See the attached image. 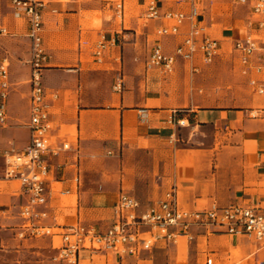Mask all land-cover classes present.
Masks as SVG:
<instances>
[{
	"label": "crops",
	"instance_id": "0c3cea01",
	"mask_svg": "<svg viewBox=\"0 0 264 264\" xmlns=\"http://www.w3.org/2000/svg\"><path fill=\"white\" fill-rule=\"evenodd\" d=\"M48 1L43 46L48 14H55L53 5L61 3ZM147 1L136 0L144 8ZM204 2H198L203 24L221 46L220 56L211 64L231 59L233 71L247 83L232 53L233 42L240 40L234 28L236 19L213 15V6L204 7ZM4 5L8 8L5 0ZM159 8L188 12L182 4L171 11H165L164 4ZM153 22L156 28L158 23ZM0 25L6 27L4 18ZM11 25L26 31L23 21L22 28L16 21ZM186 30L183 27L180 36L164 44L161 40L165 53L173 51ZM249 33L252 29L248 27ZM151 48L110 44L96 56V45L44 47L47 61L41 74L52 134L73 145L76 142L80 149L78 158L66 152L54 159L61 166L51 172V186L69 192L52 194L51 213L58 224L83 223L103 231L112 222L113 206L121 192L145 207L172 185L185 209L238 202L258 206L264 214V95L251 90L245 103L237 107L206 105L195 75L208 65L196 57L193 65L198 71L192 73L189 64L179 60L173 74L166 76L146 68ZM19 63L12 60L8 70V120L0 129V227L19 224L23 203L19 183L3 179L5 154L22 150L29 139V65ZM118 81L120 90L115 88ZM64 127H74L75 135ZM71 198L73 203H64ZM192 234V241L181 237L175 244H159L139 256L80 251L77 264H206L208 259L211 264H264V245L247 237L204 229H193ZM57 238H48L51 247Z\"/></svg>",
	"mask_w": 264,
	"mask_h": 264
},
{
	"label": "built area",
	"instance_id": "2783aa9c",
	"mask_svg": "<svg viewBox=\"0 0 264 264\" xmlns=\"http://www.w3.org/2000/svg\"><path fill=\"white\" fill-rule=\"evenodd\" d=\"M11 15L26 24V37L29 52L26 63L29 65V119L27 129L29 139L20 151L12 150L4 156L3 179L16 180L20 185L23 203L19 209V224L14 237L18 240L58 237L53 245L55 259L67 264H77L80 251L91 253H115L119 256H139L149 252L159 244H175L183 237L193 240V229H204L208 233H225L231 236H244L264 245V214L260 207L247 203H232L227 206L212 205L202 210H189L180 206L176 186L168 187L162 197L142 207L133 196L121 192L113 206L111 224L103 231L93 225L75 223L60 225L51 213L50 201L53 193L68 195L51 186V172L61 165L54 159L62 153L72 152L79 157L80 149L75 142L63 136H53L50 120V105L42 84V69L47 61L43 46L44 11L48 0H5ZM69 2L73 0H54ZM249 7L252 23L259 31H264V0H234ZM188 12H162L155 0H148L141 14L144 22L156 21L155 37L147 69H157L163 75L173 74L179 60L190 66L192 73L198 68L193 65L196 57L205 64H211L220 56L219 41L211 38L203 24L198 6L199 0H182ZM124 0H119L118 8ZM55 12V11H53ZM184 37L171 53H165L161 40L181 35ZM8 34L6 27L0 25V36ZM95 55L99 56L105 44L99 42ZM240 72L247 77L250 89L264 95V40L256 39L252 33L232 45ZM254 73L255 76H252ZM262 73V74H261ZM120 90L121 82L115 85ZM10 89L8 63H0V127L7 123V100ZM208 259L206 264H211Z\"/></svg>",
	"mask_w": 264,
	"mask_h": 264
},
{
	"label": "rangeland",
	"instance_id": "374dc122",
	"mask_svg": "<svg viewBox=\"0 0 264 264\" xmlns=\"http://www.w3.org/2000/svg\"><path fill=\"white\" fill-rule=\"evenodd\" d=\"M118 4L119 0H73L54 4L53 8L57 12L48 14L44 47H95L99 42H103L105 47L110 44L119 47L124 44L152 47L156 40L155 26L153 21L144 22L141 19L144 7H140L136 0H126L120 8L117 7ZM162 4L166 7L165 11H171L173 7L179 8L181 4L186 5L182 0H160L158 6L162 7ZM208 6H213V15H228L229 18L236 19L234 28L240 35L238 39L246 36L249 27L254 38L264 40V31H259L255 23L249 26L252 19L248 6L235 5L232 0H205L204 7ZM9 12L2 0L0 21L4 18L8 34L0 36V63L6 60L10 73L12 60L21 61V67L28 66L26 60L30 45L26 31L17 30L11 25L16 21L18 28H22V21L12 19ZM171 39L173 37L164 38L162 43ZM168 46L172 47V43ZM232 67L231 59L224 58L203 66L195 75L198 77L196 88L202 90L206 97L204 104L237 107L245 103L251 89ZM64 129L75 135L74 127ZM73 200L74 198L64 199V203L67 201L65 204H70ZM14 230L15 226L0 227V264H67L55 259L56 252L48 238L18 240L14 238Z\"/></svg>",
	"mask_w": 264,
	"mask_h": 264
}]
</instances>
